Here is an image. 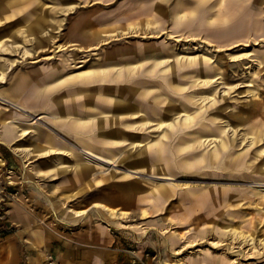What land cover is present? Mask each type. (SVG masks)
<instances>
[{
	"label": "rangeland",
	"instance_id": "obj_1",
	"mask_svg": "<svg viewBox=\"0 0 264 264\" xmlns=\"http://www.w3.org/2000/svg\"><path fill=\"white\" fill-rule=\"evenodd\" d=\"M16 1L8 13L0 15V41L16 37L18 28L29 19L22 11L26 0ZM36 1L42 6L40 13L45 32L33 34L41 44L29 37L30 43L25 47L17 40V44L8 46L7 50L0 48V70L5 73L4 80L0 82V123L14 128L17 135L26 129L13 145L0 143V192L3 200L10 207L22 204L36 218L38 227L55 240L73 241L92 231L93 234L104 231L115 241L110 248L132 255L136 264H223L225 259L234 261L232 264H264V198L260 193L264 187H259L264 186V30L256 37L248 35V42L236 37L232 45H218L216 40L225 39L230 32L244 35L248 28L230 30L227 26L224 30H205L195 22L175 27L178 12L183 19H191L190 7L195 1L209 4L213 0H151L145 11L128 12L124 9L125 17L119 21L122 25L114 30L104 28L115 26L111 24L110 15L120 3L131 0ZM178 2L184 7L174 10ZM254 2L251 19L256 23V31H262L264 0ZM21 19H25L22 24H14ZM80 19L92 22L94 30H97L98 36L93 43L79 45L71 40L73 26ZM97 25L101 26L100 29ZM121 47L127 49V54H138L139 50L145 53L142 48L150 47L151 50L157 48L155 50L162 51L161 58L172 55L173 61L175 55L184 57L183 69L173 70L167 82L156 76L151 81L154 87L161 85L163 92L169 94L171 107L179 110L185 106L191 113L202 106L201 100L197 99L200 93L213 88L193 84L194 78L198 77L195 70L205 73L207 62L218 74L213 78L214 82L217 81L214 95L218 102L210 109L209 115L213 117L215 114L218 119L204 123L211 128L219 127L224 136L228 135L226 159L219 164L209 160L199 168H187L178 163L180 158L174 156V152L184 134L189 132L185 130L171 136L168 141L172 156L166 161L167 172L160 167L153 168L151 161L149 170V164L144 162L145 156L130 155V152H135L130 145L146 138L154 139L161 130H154L155 122L142 125L144 122L134 111V102L128 98L127 90L124 91V84H119L116 92L111 86L97 90V95L102 97L95 109L91 106V97L89 108L75 105L82 99L77 97L78 92L92 93L99 88L97 84L91 86L76 81L79 74L100 70L112 60H107L106 55ZM128 57H124L125 61ZM178 57V61L182 60ZM195 57L197 65L190 66V59ZM140 60L138 55L126 62L135 64ZM79 61L85 62L77 64ZM79 65L82 67L78 68ZM220 75L222 80L217 79ZM180 77L187 90L184 94H173L167 85L178 86ZM130 78L125 80L127 87L133 81L147 80L138 70ZM54 83H58L60 88L46 91L47 86ZM13 85L20 87L14 96L11 92ZM33 93L44 96L33 97ZM189 95L190 99L187 98ZM105 96L113 104L120 103V110L107 108ZM66 98L69 102L64 105ZM53 100L55 104L51 102L50 109L48 102ZM160 100L165 102V96ZM64 109L70 113L83 111V114L93 117V131L83 135L85 141H79V144L72 142L68 130L63 128L71 125L68 119L61 118L66 115ZM83 114L79 115L84 117ZM55 115L59 119L55 120ZM173 115L165 116L171 118ZM117 116L122 120L121 125L109 128L106 122ZM151 118L157 120L159 117ZM230 127H234L233 131ZM117 130L125 141L117 147L110 146L116 156L107 155L101 148L106 140L102 137L105 136L107 142L115 141L119 135ZM246 134L256 136L257 144L249 146ZM17 146L26 147L28 155L14 152ZM47 146L50 150H60V153L44 154ZM86 148L105 154L103 156L108 157L105 159H111L110 165L87 158L82 154ZM65 149L73 156L65 154L62 151ZM204 150L210 153L212 146L201 145V149L194 153ZM56 160L64 161L67 167L54 169ZM81 162L89 167H80L77 171L76 164ZM13 181L16 186H11ZM161 185L168 192L155 191ZM40 187L58 188V192L66 194L62 199L64 204L25 201L26 195L40 192ZM5 210L0 208V222L7 221ZM111 215L114 217L110 218ZM4 225L8 229L6 232L16 230L10 227V223ZM170 236L178 244L173 248L168 243ZM178 249L181 255L176 257L173 250ZM37 263L59 264L52 257Z\"/></svg>",
	"mask_w": 264,
	"mask_h": 264
},
{
	"label": "bare ground",
	"instance_id": "obj_2",
	"mask_svg": "<svg viewBox=\"0 0 264 264\" xmlns=\"http://www.w3.org/2000/svg\"><path fill=\"white\" fill-rule=\"evenodd\" d=\"M229 3H226L224 0H213L212 3H206L204 1H195L194 4L190 7V11L193 14V17L191 19H183L181 17V13L178 12L176 14L175 18V27L178 28L181 26V23L184 25H188L189 23H196L198 26L206 28H217L224 30L225 27H229L230 30L243 27L245 29L248 28V31H246V35H239L238 33H232L230 32V35H227L226 38H222V40H216V43L219 45L220 43H224L225 45H232L235 42V38L238 37L240 41L248 42V35H253V37L259 36L263 34V27H260L262 31H256V23L254 22L252 17V13L254 11V0H229ZM26 4L24 5V9L22 10L27 17H29L28 21L23 23V26H18L21 28H18L16 31V37L13 38H6L5 40L0 41V48H5L7 50L12 45L17 44V40L20 44L25 47V45L29 42V37L35 38L34 41H38V43L41 42V40H38V37L33 34L35 33H44V24L42 20V6L39 4L36 0H26ZM151 0H131L129 3L122 2L119 4L117 9L110 15L112 18L111 24H114V27H104L105 29L114 30V28L121 27L122 22L119 23V21L122 20V17H125V14L123 13V10L126 9L128 12H134L137 10H147V7L150 5ZM16 0H0V15H5L9 11V7L11 5H16ZM184 6L182 3L178 2L174 8V10L182 9ZM147 12V11H146ZM43 13V12H42ZM44 14V13H43ZM16 15V14H14ZM10 17H5V19H8ZM251 19V20H249ZM25 19H21L19 21H15V25H20ZM199 20V21H198ZM1 23V21H0ZM93 23L90 21L85 20H78L75 22L72 30V39L75 43L79 45H87L90 43H93L95 39L98 36L97 30H94ZM96 26V24H95ZM101 26L97 25V28ZM180 40V39H179ZM222 41V42H221ZM41 44V43H40ZM143 51H138L137 53H126V50L124 47H121L118 49H112L111 53L106 55V59H112L110 60L107 65H105L103 68L97 71H91L84 74H79V78H77L76 81H79V83H82L84 85H91L97 84L99 88L94 89L96 92H86V93H77L78 98H82L76 102L75 105L83 106L85 102L88 100V98H92V107L93 109L99 107L101 97L102 95H97V90H104L106 87L111 86L112 91L116 92L117 86L119 84H124L125 90H127L126 94L128 98L134 102L135 110L137 111L136 114H138L142 118V122H144L142 125L145 126L146 124H153L155 122L154 130L160 131L158 136L154 139L146 138L145 140L141 141H135L130 147L135 150V152H130V155L133 156H145L144 162L148 165L149 170L152 168V165H150V161L154 164L153 168L160 167L163 172H167L169 167L166 166V161L170 159L172 155H170L169 152V145L168 141L170 137H175L177 134L182 133L185 130H189V132L184 134L183 140L180 142V144L177 145L175 150V155L177 158H180L177 162L181 165L187 167V168H199L200 166H204L207 164V161L213 160L215 163L219 164L223 159H226V154L229 151L228 146V135L226 134L224 136V131L217 128H211L209 125H207V120L211 123L218 119V117L213 114V117H210V109L213 108L216 103L218 102L217 98H215V89L216 87L214 84L217 82L213 79L217 77L218 74L214 73V71L211 69V67L205 63V73H202L199 70H195V73L198 77L194 78L193 84L197 86L202 87H208L213 86V88H209L198 96V100L201 103L200 108L194 113H191V110L187 109L185 106H181L179 110H176L174 107H171L170 105V97L169 94L166 92H163L164 89L161 88V85L158 86V88L154 87L152 85V78L161 79L162 81H166L168 76L171 74L173 70L175 72L181 71L183 69L184 61L182 57H178L179 55H175L176 58L182 59L178 61L176 58L172 61L171 57L169 55L167 58H161L162 51H157L153 48L152 50L150 47L142 48ZM149 54L147 53L148 51ZM152 52V53H151ZM26 54V53H25ZM139 55V59H141V62L133 64L132 62H126L127 60L136 59ZM126 56H129L127 60L125 61ZM247 58V56H246ZM120 61H125L118 63ZM197 57L190 59L189 65L195 66L197 65ZM85 62V61H84ZM83 61H79L77 64L84 63ZM138 64V65H136ZM12 65V64H11ZM161 66L163 68L161 69ZM82 67L79 65L78 68ZM138 67V68H136ZM77 68V69H78ZM135 70L140 71V74H142L147 80L139 79L136 82L133 81L129 83V86L127 87L126 84L128 82H125L126 79L133 76V72ZM212 72L213 74H209ZM0 82L4 80L5 73L0 70ZM131 79V78H130ZM129 79V80H130ZM222 80V76L220 75L219 78ZM182 81V78L179 79V85H173L170 87L167 85V88L169 91H173V94H184V92L187 90V87L184 83L180 82ZM167 82V81H166ZM78 83V82H77ZM76 83V84H77ZM225 86V83H221ZM26 86V85H25ZM55 87V88H54ZM58 83H54L50 86H47L48 92L54 91L56 88H58ZM60 88V87H59ZM20 87L17 85H13L12 87V96H14L17 92H19ZM158 91H162L161 94L158 93ZM166 93V94H165ZM91 95V96H89ZM33 97L42 98L43 94H32ZM89 96V97H87ZM165 96V102L161 101V97ZM190 95L187 97L190 99ZM110 98H113L111 96ZM115 98V96H114ZM167 98V99H166ZM195 98V97H194ZM105 103L107 104V108L111 109L114 108L115 111H119V104L120 103H112V100L109 99L108 96L104 97ZM122 100L121 98H119ZM64 105H67L69 100L64 99ZM55 104V100L48 102V106L51 109L52 105ZM37 103V102H36ZM112 103V104H111ZM30 105V104H29ZM28 105V106H29ZM68 108V106H66ZM142 110H139V109ZM150 110V111H149ZM101 109L98 108V112H100ZM63 113L66 114L62 116L61 118L68 119L69 122L72 121V126L78 130L80 133H87L88 130L93 126L92 116H88L83 114V111L80 112H72L68 109H64ZM68 113V114H67ZM83 114L84 117L79 115ZM133 114V115H136ZM171 114L174 118H168L165 115ZM132 115V116H133ZM152 117L158 116L159 118L157 120H153ZM210 117V118H209ZM55 119H59L58 116L55 115ZM122 120L120 118L115 117V119H112L109 122H106L107 126H118L121 125ZM197 126V128H195ZM131 129H136L135 127H128ZM195 128V129H193ZM233 131L234 127H230ZM192 129V130H190ZM26 129L21 130V134L17 135L15 133V129L11 126H8L5 123H0V143H7L13 145L15 142L19 141L17 138L22 137ZM117 133L119 134V131L117 130ZM233 133V132H232ZM34 134V133H33ZM36 139H39L40 136L35 133ZM103 139L108 140L105 136L102 137ZM104 141L101 145L102 151L105 152L107 155H113L115 154L112 150H110V146L117 147V145H121V143H124L125 138L123 135L119 134L116 139L115 143L113 141L107 142ZM245 140L249 143V146H253L257 144L258 138L251 134L249 136L246 134ZM209 147L212 146V150L210 153H208L206 150L194 153L196 152V149H201V145H204ZM14 152L21 154L28 155L29 150L24 146H17L14 150ZM64 153H66V150H62ZM50 153V152H49ZM83 155L87 156V158L98 161L101 164L110 165L111 159H105L108 157H104L105 154H97L93 152L92 149L86 148L85 151L82 152ZM184 154H191L189 157H180V155ZM73 154L70 153L69 156H72ZM116 156V154L114 155ZM152 158V159H149ZM57 162V163H56ZM56 166L54 169L58 168H65L67 165L64 163V161H55ZM63 165V166H60ZM112 165V164H111ZM77 170H79L80 167H86L89 166L86 164H83L81 162L80 164H76ZM17 183L13 181L11 183V186H16ZM264 187V186H259ZM167 188H165L164 185L159 186L155 191H158L160 193L168 192L166 191ZM261 197L264 198V190H261ZM103 206H100V208ZM83 213V212H82ZM114 216H110V218H113ZM73 225H75V221H73ZM120 228H123L120 227ZM31 233L35 235H41L43 233V230L38 228V226H35L33 229H31ZM173 236H170L168 238V243L173 248L176 245H178L176 240L173 239ZM248 243V242H247ZM176 257L180 256V249L173 250ZM205 255L208 256V251H204ZM248 259V258H247ZM224 260V259H222ZM264 261V260H263ZM262 261V262H263ZM234 261H229L227 259L224 260L223 264H232Z\"/></svg>",
	"mask_w": 264,
	"mask_h": 264
},
{
	"label": "crops",
	"instance_id": "obj_3",
	"mask_svg": "<svg viewBox=\"0 0 264 264\" xmlns=\"http://www.w3.org/2000/svg\"><path fill=\"white\" fill-rule=\"evenodd\" d=\"M83 106L86 109L89 108V98ZM85 115L89 116L88 113ZM70 124L63 128L68 130L67 133L71 136L72 142L74 140L77 144H79V141H85L84 134L87 135L93 131L92 126L87 133H80L72 126V121H70ZM46 151L44 154H49V152L50 154L60 153V150H50L49 147ZM65 154L69 155L68 152ZM80 174L82 173L80 172ZM40 190V192H34L33 195H26L25 201H30L32 204H35L37 200L43 204H64L62 199L66 194L58 192V188L40 187ZM2 195V192H0V208H6L5 213L8 216L7 221L2 223H10V227L13 226L16 230L0 235V264H38L37 262L48 259V257L54 258L59 264H132V255H127V252L117 248H110L115 241L104 231H99L97 234H93L92 231L91 234L84 236L82 239L73 241H60L57 235V240H55L54 237L47 236L44 231L41 235L31 233V229L38 226L36 218L28 213L22 204L10 207L3 200ZM17 227L20 229H17ZM135 256L138 259V255L135 254Z\"/></svg>",
	"mask_w": 264,
	"mask_h": 264
},
{
	"label": "built area",
	"instance_id": "obj_4",
	"mask_svg": "<svg viewBox=\"0 0 264 264\" xmlns=\"http://www.w3.org/2000/svg\"><path fill=\"white\" fill-rule=\"evenodd\" d=\"M4 224H6V223L0 222V235H2L3 233H5L8 230L7 228L4 227L5 226ZM132 264H136L135 259H133Z\"/></svg>",
	"mask_w": 264,
	"mask_h": 264
},
{
	"label": "trees",
	"instance_id": "obj_5",
	"mask_svg": "<svg viewBox=\"0 0 264 264\" xmlns=\"http://www.w3.org/2000/svg\"><path fill=\"white\" fill-rule=\"evenodd\" d=\"M7 234V233H6Z\"/></svg>",
	"mask_w": 264,
	"mask_h": 264
}]
</instances>
